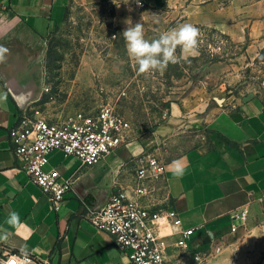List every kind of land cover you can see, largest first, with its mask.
I'll return each mask as SVG.
<instances>
[{
	"label": "crops",
	"instance_id": "crops-1",
	"mask_svg": "<svg viewBox=\"0 0 264 264\" xmlns=\"http://www.w3.org/2000/svg\"><path fill=\"white\" fill-rule=\"evenodd\" d=\"M87 1L0 0V45L10 50L0 63V254H28L33 264H130L113 238L91 224L88 207H103L114 186L132 183L131 158L145 151L148 140L123 144L91 167L53 152L50 167L73 182L56 210L49 195L20 169L9 138L18 118L41 105L47 37L72 3ZM145 1L147 9H154L170 0ZM178 159L186 165L179 178L169 168ZM165 162L157 201L171 204L184 226L195 228L191 244L212 250L211 264H231L233 253L252 243L248 225L264 215V106L252 100L219 111L192 147ZM243 210L248 212L245 222L239 217ZM13 211L20 222L10 226L6 220ZM218 245L222 251L214 254Z\"/></svg>",
	"mask_w": 264,
	"mask_h": 264
},
{
	"label": "rangeland",
	"instance_id": "rangeland-1",
	"mask_svg": "<svg viewBox=\"0 0 264 264\" xmlns=\"http://www.w3.org/2000/svg\"><path fill=\"white\" fill-rule=\"evenodd\" d=\"M120 2L70 5L47 37V82L32 111L53 117L110 104L131 122L125 144L148 140L142 153L166 161L192 147L219 111L252 100L264 106V0H170L154 9ZM129 18L143 23L148 39L182 23L197 26L199 54L163 73L138 74L122 34ZM248 227L252 243L231 264H264V215ZM221 251L218 245L214 254Z\"/></svg>",
	"mask_w": 264,
	"mask_h": 264
},
{
	"label": "built area",
	"instance_id": "built-area-1",
	"mask_svg": "<svg viewBox=\"0 0 264 264\" xmlns=\"http://www.w3.org/2000/svg\"><path fill=\"white\" fill-rule=\"evenodd\" d=\"M137 6L135 0H128ZM147 7L146 1L141 0ZM22 114L9 130V138L20 169L49 195L59 210L71 178H64L58 167H50V155L60 151L76 158L81 167H91L131 139L127 117L106 104L98 110L78 109L55 117ZM133 181L114 186L103 207H88V218L98 230L108 233L130 264H211L210 249L191 244L195 228H186L180 213L168 202H158L157 194L165 179L167 164L150 152L131 158ZM241 221L248 217L240 212ZM236 226L233 230H236ZM174 238V241L171 239ZM28 254L4 252L0 264H33Z\"/></svg>",
	"mask_w": 264,
	"mask_h": 264
},
{
	"label": "clouds",
	"instance_id": "clouds-1",
	"mask_svg": "<svg viewBox=\"0 0 264 264\" xmlns=\"http://www.w3.org/2000/svg\"><path fill=\"white\" fill-rule=\"evenodd\" d=\"M128 0H126V3ZM137 6L141 0H135ZM131 10V9H129ZM127 27L122 32L127 55L135 63L138 74L163 73L169 64H178L181 59L189 55L199 54L201 41L200 29L191 23H182L176 27L161 32L158 37L148 39L145 37L143 23L133 25L131 19L125 21ZM179 50V55L177 54ZM10 50L0 45V63L6 62ZM186 165L182 160H174L169 165L172 174L179 178L184 174ZM20 222L17 212H9L6 223L15 226Z\"/></svg>",
	"mask_w": 264,
	"mask_h": 264
}]
</instances>
